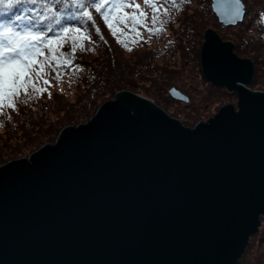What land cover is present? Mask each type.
Listing matches in <instances>:
<instances>
[{"label": "water", "instance_id": "water-1", "mask_svg": "<svg viewBox=\"0 0 264 264\" xmlns=\"http://www.w3.org/2000/svg\"><path fill=\"white\" fill-rule=\"evenodd\" d=\"M211 0L222 27L229 22ZM205 79L237 93L193 128L128 89L0 167V264H238L264 216V91L208 28ZM169 94L189 103L172 86Z\"/></svg>", "mask_w": 264, "mask_h": 264}, {"label": "rangeland", "instance_id": "rangeland-1", "mask_svg": "<svg viewBox=\"0 0 264 264\" xmlns=\"http://www.w3.org/2000/svg\"><path fill=\"white\" fill-rule=\"evenodd\" d=\"M243 1L247 10L244 20L237 25L222 27L212 10L211 0H191L172 13L174 18L166 24L164 34L153 36L150 42L141 40L139 44H129L132 51L125 49L123 59L134 63L132 69L125 66V70L128 79L137 86L138 94L159 101L161 107L186 125H194L199 119L206 121L225 103L236 106L238 98L235 92L214 85L203 76L201 49L208 28L216 30L224 40L241 46L238 52L234 51L240 57L251 59L255 66L253 80L247 87L253 91H264V47L257 49L251 40L264 42V0ZM144 36H148L146 31ZM120 39H125V36L121 35ZM85 46L95 51L79 54L75 65L83 71L69 72L62 82L51 77L54 86L50 88V99L44 94L26 105H18V112L9 110L11 120L0 117L4 122L0 127V167L12 159L28 158L46 143H54L65 126L87 122L103 102L115 99L118 91L100 103L102 97L98 95L101 90L98 85L93 88L100 80L99 76L104 80L109 76L105 73L107 60L104 57L110 56L112 49L104 50L96 42H85ZM172 86L185 92L190 102L173 98L168 92ZM55 91L58 92L53 95ZM96 101L98 103L94 104ZM27 110H33L38 119L34 126L24 130L19 120ZM42 123L46 125L42 126ZM56 126H61L60 131L49 134V129ZM41 132L45 135L42 144L32 137ZM261 220L258 232L251 236L238 264H264V216Z\"/></svg>", "mask_w": 264, "mask_h": 264}, {"label": "snow or ice", "instance_id": "snow-or-ice-1", "mask_svg": "<svg viewBox=\"0 0 264 264\" xmlns=\"http://www.w3.org/2000/svg\"><path fill=\"white\" fill-rule=\"evenodd\" d=\"M16 2L36 7L29 9V14H17L13 23L0 24V117L8 120L12 119L9 110L18 112V105H26L45 93L51 98L53 74L56 81L62 82L69 72L83 71L74 64L75 53L95 51L85 46V41L95 43L92 40L93 26L97 23L94 13L102 18L112 36L132 51L130 43L150 42L153 36L164 34L172 12L191 0H143V5L140 0ZM15 7L13 0H0L3 12ZM217 9L229 22H234L242 15L244 5L241 0H219ZM94 33L104 39L98 26L94 27ZM121 35L125 39H120ZM65 46H70V53L63 51ZM3 123L0 120V127Z\"/></svg>", "mask_w": 264, "mask_h": 264}, {"label": "trees", "instance_id": "trees-1", "mask_svg": "<svg viewBox=\"0 0 264 264\" xmlns=\"http://www.w3.org/2000/svg\"><path fill=\"white\" fill-rule=\"evenodd\" d=\"M14 3H16V7L13 9H10L8 12H3L2 10H0V24H5V23H13L15 20V16L18 15H26L29 14L28 10L29 9H34L36 6L31 5L29 3H17L16 0H13ZM141 4L143 5V0H140ZM247 10V9H246ZM149 13L151 12V9H148ZM175 11V10H174ZM173 11V12H174ZM172 12V13H173ZM11 17V19H8V17ZM94 17L96 18V25L98 26L101 30V34L103 35L104 39L101 40L99 39V35L94 33V27L93 26V35H92V40L95 41L96 39V43H99L102 49L107 50V49H112V54L109 56H105V60H107V64H106V72L105 73H109V76L105 77V80L103 78H101L100 76L98 77L96 84L93 85V88H95L97 85L99 86V90H101V92L99 93L98 97H102L100 101V103H102L103 101L107 100V98L109 97H113V95L120 90L123 89H128V90H132L136 93H139V91L136 89L137 86L132 83L128 77H127V73H126V67L128 66L129 68H133L134 63H130V60L127 59V61L124 58V50L125 47L121 44V43H117L116 39L112 36V34L109 33L108 28L106 27V24L103 22L102 18H100L97 14L94 13ZM174 17H171V20ZM109 33V34H108ZM134 33H132L131 35H133ZM124 38V37H123ZM254 43L257 49H263L264 47V42L263 41H257L255 39H251ZM87 44L88 42L85 41ZM93 44V43H92ZM131 44V43H130ZM235 50L238 52L239 48L241 47L239 46L237 43H233ZM87 48H91V47H87ZM115 48V49H114ZM116 48L118 50H116ZM113 50H114V54H113ZM64 52L66 53H70L71 52V48L70 46H65L63 49ZM88 52V51H85ZM81 51H77L75 53V60H74V64H76V61L79 60L80 56L79 54H81ZM130 72V71H127ZM255 74V72H254ZM54 76V74H53ZM103 76V75H102ZM65 77V76H64ZM51 78V77H50ZM55 80V79H54ZM58 91H55L53 95H55ZM47 94V93H45ZM143 95V94H142ZM145 96V95H143ZM148 97V96H146ZM149 98V97H148ZM151 99V98H150ZM156 99V98H154ZM153 100V99H152ZM155 102L159 105L160 102L155 100ZM98 102H94V104H97ZM99 103V104H100ZM164 108V107H163ZM14 112V111H11ZM172 115V114H171ZM38 119L37 115H34V111L32 110V112H30V110H27L25 112V116H23V119L19 120V125H22V128L24 130H28L29 126H34L35 123L37 122L36 120ZM200 120V119H199ZM198 120V121H199ZM196 121V122H198ZM185 126L191 127L193 128L194 125H186L185 123H183ZM46 124L42 123V126H45ZM61 126H56L53 127L52 129L50 128L49 130H51L49 132V130H47L46 135L48 134H52L54 132H58L60 131ZM45 135L41 132V133H36L35 135H32L33 138L35 139H39L38 142L39 143H43L45 141V138H43ZM249 244V243H248ZM247 248V247H246Z\"/></svg>", "mask_w": 264, "mask_h": 264}, {"label": "flooded vegetation", "instance_id": "flooded-vegetation-1", "mask_svg": "<svg viewBox=\"0 0 264 264\" xmlns=\"http://www.w3.org/2000/svg\"><path fill=\"white\" fill-rule=\"evenodd\" d=\"M234 50H235V47H234ZM255 67V66H254ZM253 80V79H252ZM252 82V81H251ZM236 93V92H235ZM236 95H237V93H236Z\"/></svg>", "mask_w": 264, "mask_h": 264}, {"label": "bare ground", "instance_id": "bare-ground-1", "mask_svg": "<svg viewBox=\"0 0 264 264\" xmlns=\"http://www.w3.org/2000/svg\"><path fill=\"white\" fill-rule=\"evenodd\" d=\"M247 86V85H246Z\"/></svg>", "mask_w": 264, "mask_h": 264}]
</instances>
